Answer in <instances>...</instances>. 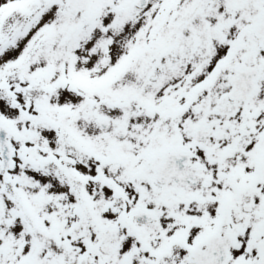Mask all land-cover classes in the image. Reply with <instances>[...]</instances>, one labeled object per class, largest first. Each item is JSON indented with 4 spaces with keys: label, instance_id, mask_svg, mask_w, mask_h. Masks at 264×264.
<instances>
[{
    "label": "snow or ice",
    "instance_id": "6c2138e0",
    "mask_svg": "<svg viewBox=\"0 0 264 264\" xmlns=\"http://www.w3.org/2000/svg\"><path fill=\"white\" fill-rule=\"evenodd\" d=\"M0 264H264V0H0Z\"/></svg>",
    "mask_w": 264,
    "mask_h": 264
}]
</instances>
